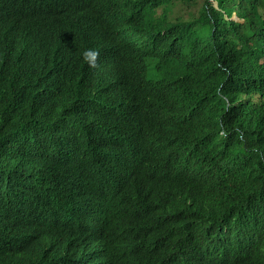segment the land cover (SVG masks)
<instances>
[{"label": "trees", "instance_id": "obj_1", "mask_svg": "<svg viewBox=\"0 0 264 264\" xmlns=\"http://www.w3.org/2000/svg\"><path fill=\"white\" fill-rule=\"evenodd\" d=\"M52 2L0 0V264H62L82 207L136 225L110 264H264V0H68L128 17L134 75L72 77L84 27L66 20L27 76L6 24L46 26Z\"/></svg>", "mask_w": 264, "mask_h": 264}, {"label": "clouds", "instance_id": "obj_2", "mask_svg": "<svg viewBox=\"0 0 264 264\" xmlns=\"http://www.w3.org/2000/svg\"><path fill=\"white\" fill-rule=\"evenodd\" d=\"M66 1L68 0H53L52 3H55L56 6L51 7L48 5L46 7L47 20L50 21L41 28L27 24L23 18L21 20V16L16 14L12 16L13 20L7 22L6 25L14 32L17 44L21 47L23 56L27 59L25 64L27 76L30 71L32 77L35 73L40 77V74L49 68L50 62L58 59L59 51H56V47L59 46V38L56 39V34L59 26L66 20L84 27L76 39L80 50L77 55L82 58L80 63L82 67L76 70L72 77L78 76L80 69L90 75L96 72L102 76L110 74L115 78L121 76L123 69H127L132 71V75H134V63L131 62V68L120 69L119 65V59L125 53H132L136 49V44L129 43L130 21L128 17L114 15L110 11L111 9H109V12L100 13L92 10H98L101 5H93L90 9L73 4L72 11H69V9L64 8ZM80 9L88 10L85 21L81 16H75V11ZM103 13L107 15V18L102 19V17L98 19L100 20L98 22H103L105 26L112 28L110 30L112 41L102 36L100 31L88 30L94 24V20ZM101 154L105 158L106 155L103 151ZM103 161L108 160L104 159ZM145 166L151 167L149 163H145ZM143 171L149 172L148 170H141V172ZM124 172L127 173V171ZM74 211L79 212L75 218V224L80 225L78 244L70 248L67 254L64 253L66 257L60 262L62 264H82L85 255H88V258L95 261L96 264H110L107 257L109 243L114 246L111 239L114 237L124 239L126 238V232L136 228V225L133 224H121L125 226L121 228L109 221L99 219L94 210L90 208L82 207L80 210ZM53 240H64V236H55Z\"/></svg>", "mask_w": 264, "mask_h": 264}]
</instances>
